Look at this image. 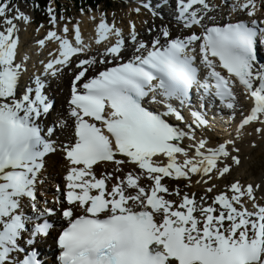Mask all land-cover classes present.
I'll list each match as a JSON object with an SVG mask.
<instances>
[{"label": "snow or ice", "instance_id": "1", "mask_svg": "<svg viewBox=\"0 0 264 264\" xmlns=\"http://www.w3.org/2000/svg\"><path fill=\"white\" fill-rule=\"evenodd\" d=\"M170 6L177 34L170 22L150 29L148 39L132 19L121 27L97 9V22L89 9L94 48L80 22L70 29L49 3L48 30L35 43L53 47L37 74L28 71L19 38L20 25L32 19L14 0H0V264H42L38 247L51 236L57 212L67 224L56 237L58 264H264L260 185L211 183L240 166L238 141L247 128L264 136V62L257 54L264 0ZM141 7L158 16L143 0L129 11ZM225 8L221 22L213 13ZM66 73L67 118L59 126L70 119L72 132L58 145L56 126L45 121L54 107L46 89ZM210 106L235 123V135L197 139L196 130L213 123ZM58 150L64 185L49 204L38 194L46 160ZM105 163L112 171L98 176L96 166ZM193 177L207 185L199 203L166 183L183 180L187 188Z\"/></svg>", "mask_w": 264, "mask_h": 264}, {"label": "bare ground", "instance_id": "2", "mask_svg": "<svg viewBox=\"0 0 264 264\" xmlns=\"http://www.w3.org/2000/svg\"><path fill=\"white\" fill-rule=\"evenodd\" d=\"M145 1L146 0H143V2H145ZM149 1L151 2L152 5H157L156 4L157 3L156 0H149ZM226 2L228 4H230L232 2V0H230V2L226 0ZM141 3H142V0H140V4H137V5H141ZM212 3L213 4H217V5H223L225 3V0H213ZM129 10L127 12L128 13L127 17H123V18L120 19V22H118L119 25L121 27H124L125 26L124 22H126L128 19H132L135 22V24H136L137 31L145 39H148L149 36L153 34V33H151L149 31L150 29L154 30L155 28H158L162 24H169L171 22L173 24V29H176L174 21L169 20L164 14L162 15V19H161L160 16L153 17L151 12H149L146 9H144L143 7H141V11H140L139 14H137L135 12H130ZM226 12H224V10H223V12H215L213 14H217L219 16L218 19L221 20V15L226 14ZM37 13L41 14L38 11H37ZM92 14H97V13H92ZM259 14H263L264 15V12H261ZM242 17H246V16L241 15L240 18H242ZM82 19L83 20H82V22L80 24V30H81V33H82V37H83V39H84V41L86 43H92L93 47L95 48L96 47L95 44H94L95 23L93 21L89 20L87 15H85ZM97 22H98V14H97ZM31 24H29L27 26H24L22 24L20 25L21 30L19 32V38H20L21 48H22V50L24 52L25 57H30V59L27 60L28 71L30 73H36L35 68H33L34 62L38 61V57H39L40 54L45 53V55H46L47 54V50L51 49L53 46L51 44H48V48L47 49H44V50L38 49L37 46H36L35 41L33 42L30 39L31 36H32L31 35L32 33H30L32 31ZM173 34L175 35L177 33H174V31H173ZM41 35H42V32L39 33V36H41ZM42 59H44V57ZM42 59H39V61L42 60ZM29 62H30V66H28ZM54 84L60 85L61 86V90H62V93H61V90L58 91V96H57L58 107H57V110L55 111L56 113L60 114L63 111L64 104L66 102V94H68V90H69V85H70L69 74L66 73L63 76L62 79L55 80ZM242 99H243V102L241 103V105L245 106V108H246L248 106L249 102L241 97V100ZM222 120L224 121V118ZM212 121H213V119H212ZM225 124L226 123L222 122V121L220 122V124H219L218 121H217V123L213 121V123L209 127L210 130L208 129L207 131H202V130L197 129L196 130V137H197V139H200V138H204L206 140L210 139L212 143H215V141H217L219 138H221L223 140V139L228 138L230 134L231 135H235L234 131L229 132V133H225V131H226L225 129L226 128H224V126H223ZM228 126H230V125H228ZM234 127H236V125H234ZM229 130H232L231 127L229 128ZM248 133H251V134L249 135ZM257 138H260V141L258 143L255 142V140ZM253 142H255V145H259L260 148L257 147L258 149H261V150L264 151V136H258L252 130V128L249 127V128H247V131L244 133V135L241 137L240 141H238V146L241 149V151H240L241 164L238 167H236V166L233 167V172H236L238 174V176H239L238 180L241 183L246 178V176L248 174V171L250 169L249 161H250V158L252 157L253 151H254V147H252V143ZM188 143L189 142L187 140L184 141L185 145H187ZM56 160L59 161V162L56 163ZM52 163H53V165H55L54 169H52ZM64 164L65 163L60 160L58 155H53V156H50L49 158H47L46 167H45L44 173L42 175V178L45 179V181L42 180L43 187H44L45 191H49L51 189L50 188L51 187L50 184L52 182H53L52 186L56 187V184L62 178V175L60 176V173H61V170H62ZM48 165L51 166L50 169L48 168ZM105 166H109V165H105ZM112 168H113V165H110L109 169H112ZM125 168H126V170L130 169L131 166L130 165H125ZM50 172L52 173V176L50 175ZM46 176L48 177L47 178V184H45V182H46V178L45 177ZM195 180H196V177H193V183L191 185V187H193L195 189V191L201 189L202 187H205V188L207 187V185H204V184H196ZM214 181H216V180H213L212 183ZM166 183L168 184V186L170 188H172V185H171V183L169 181H166ZM183 192H186V191H183ZM204 193H203V195H204ZM258 195L262 197V195H264V192L263 193L261 192ZM48 197H51V195H48ZM173 199H174V197H173ZM197 203H199V199L198 198H197ZM249 207H251V206H249Z\"/></svg>", "mask_w": 264, "mask_h": 264}, {"label": "rangeland", "instance_id": "3", "mask_svg": "<svg viewBox=\"0 0 264 264\" xmlns=\"http://www.w3.org/2000/svg\"><path fill=\"white\" fill-rule=\"evenodd\" d=\"M227 1L230 2V0H227ZM14 2L18 3L20 6V9L22 11L26 12L27 14H29L32 21H33L31 24L32 31L30 33H32L31 34L32 36L30 39L34 42L37 39H39L40 37L42 38L45 35V33L49 27L48 18H47L46 13H44V14L37 13V11L34 9V7L29 5L25 0H15ZM136 2L137 1H135V0H104L102 2V4L97 7L96 6L97 4L88 3L85 0L84 3H86L87 5H92V6H94V8L97 7L96 9H92V8H88V7L85 8L86 4H84V3L80 4L76 0H50V3L53 6V8L55 9L58 17L60 15H63L65 20L71 21L68 24V27L70 29L72 28V26L77 21H79L81 24V22L83 20L82 18L85 15L89 16V14H90L88 12L89 9L92 10L91 14L97 13V9H99L100 11L106 12L108 14V20L109 21H112L113 20L112 18H115V20L117 22H120L121 18L127 17V15H128L127 12L130 8L140 6V5H137ZM209 2L212 3L211 0H209ZM82 8H84V10H85L83 14H81ZM226 11H227V9L225 8L224 12H226ZM113 13L115 14V17H113ZM40 25H43V28H40L39 31H37V28H39ZM40 32H42L41 36H39ZM61 93H62V91H61ZM237 119H238V117H237ZM230 127L232 130H229ZM234 128H235L234 126L226 127L225 133L232 132L234 130ZM218 140H222V139L219 138ZM259 141H260V138H257L255 140L256 143H258ZM255 146L256 147H254L253 155L249 161L250 169L248 171L246 178L242 181V184H247V183L259 184L260 189L256 192V196H257V199L260 200L261 196H259L258 194H260L261 192L262 193L264 192V151L261 149H258V148H260L259 145H255ZM48 168L50 169L51 166L48 165ZM238 178H239L238 174L236 172H233V170H232L231 175L226 176L224 179L216 180L213 183L216 184L218 186V188H223L224 185L232 182L233 180H238ZM169 182L171 183L172 188H174L178 185L182 192L186 191L188 193H194L198 199L205 192V187H202L201 189L196 190L197 192L195 191V189L193 187H187L186 188L185 187V181H183V180H180L178 182L177 181H169ZM215 191L216 190H214V192ZM213 194L214 193H209L208 196H211ZM262 196H264V195H262Z\"/></svg>", "mask_w": 264, "mask_h": 264}, {"label": "trees", "instance_id": "4", "mask_svg": "<svg viewBox=\"0 0 264 264\" xmlns=\"http://www.w3.org/2000/svg\"><path fill=\"white\" fill-rule=\"evenodd\" d=\"M15 1V0H14ZM27 3L33 4L35 5L36 8H38V12L40 13H46L44 10L46 9V7L48 6V4L50 3V0H25ZM78 1L80 4L84 3L85 0H76ZM104 0H86V2L88 3H94L97 4L96 6L100 5ZM86 4V3H84ZM87 7L92 6V5H87ZM94 7V6H92Z\"/></svg>", "mask_w": 264, "mask_h": 264}]
</instances>
